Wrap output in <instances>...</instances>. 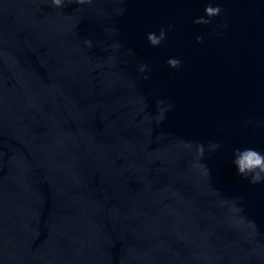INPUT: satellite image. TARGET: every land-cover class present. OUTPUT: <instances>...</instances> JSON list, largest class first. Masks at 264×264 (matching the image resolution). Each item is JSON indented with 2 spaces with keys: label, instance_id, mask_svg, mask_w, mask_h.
Wrapping results in <instances>:
<instances>
[{
  "label": "water",
  "instance_id": "95a60500",
  "mask_svg": "<svg viewBox=\"0 0 264 264\" xmlns=\"http://www.w3.org/2000/svg\"><path fill=\"white\" fill-rule=\"evenodd\" d=\"M245 147L264 0H0V264H264Z\"/></svg>",
  "mask_w": 264,
  "mask_h": 264
},
{
  "label": "clouds",
  "instance_id": "9594fccd",
  "mask_svg": "<svg viewBox=\"0 0 264 264\" xmlns=\"http://www.w3.org/2000/svg\"><path fill=\"white\" fill-rule=\"evenodd\" d=\"M59 3L60 0H55ZM165 38V32L161 29L160 39ZM153 44H159L160 40H153ZM218 147V146H217ZM233 164L237 174L253 184L264 182V152L251 148H237L234 151Z\"/></svg>",
  "mask_w": 264,
  "mask_h": 264
}]
</instances>
